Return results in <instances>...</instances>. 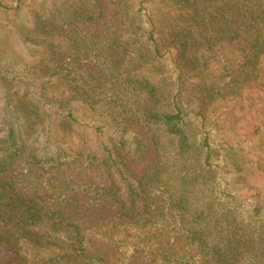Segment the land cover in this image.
<instances>
[{"label": "trees", "instance_id": "1", "mask_svg": "<svg viewBox=\"0 0 264 264\" xmlns=\"http://www.w3.org/2000/svg\"><path fill=\"white\" fill-rule=\"evenodd\" d=\"M27 1L40 0H11L10 5L0 0V13L17 12ZM160 3L178 8L181 15V22L167 15L169 46L163 49V28L157 26L162 16L139 5L126 12L128 28L132 26L129 16L146 20V27H137L127 38L135 41L139 36L142 41L133 44L130 51L102 47L99 59L101 42L74 25L78 19L94 22L100 17V12L87 7L60 20L54 17L56 12L39 17L34 38L41 47L39 65L1 74L0 80L7 82L9 89L16 88V93L14 97L6 94L7 110L4 117L0 114V264H123L89 252L79 221L69 218L64 210L44 203L38 194L30 196L14 190L4 174L15 170L16 162L36 176L52 174L51 186L65 189L70 186L63 175L66 169L104 166L111 177L106 196L118 218L140 228L157 223L175 226L195 249V254L186 255L163 248L154 258L159 259L157 264H264V202L260 193L244 196L231 189L226 160H218L219 149L211 144L203 114L195 113V119L189 120L175 92L163 94L156 81L132 72L135 64L148 59L159 61L166 52H170L168 58L181 63L189 47L198 44L209 48L222 39L244 43L248 50L245 58L255 63L257 55L264 53V0ZM60 31L64 32L63 40L75 47L67 54L72 61L93 62V83L80 75L79 81L67 78L64 91L70 93L58 94L52 89L56 67L68 69L67 64L55 62V39ZM63 73L68 75L69 71ZM177 73L174 79L171 70L170 76L159 81L170 80L178 90ZM102 85L108 86L109 95L101 97L96 91ZM133 117L144 121L149 130L164 126L177 146L174 153H160L155 166L141 176H128L115 155L125 133L121 125ZM54 122L57 127H53ZM88 135L98 140L95 149L90 148ZM104 136L111 137L110 146L104 143ZM67 139L76 144L67 146ZM36 180L29 177L32 183ZM87 191L98 194L99 190L91 186L82 189L83 193ZM31 246L48 253L34 261L27 258Z\"/></svg>", "mask_w": 264, "mask_h": 264}, {"label": "rangeland", "instance_id": "2", "mask_svg": "<svg viewBox=\"0 0 264 264\" xmlns=\"http://www.w3.org/2000/svg\"><path fill=\"white\" fill-rule=\"evenodd\" d=\"M3 1L12 4L11 0ZM138 1H27L17 12L0 13V76L10 70L17 72L31 68L33 64L39 65L41 47L34 39L38 35L35 24L39 17H47L55 12L58 14H54V17L59 20L77 10L85 11L87 7L89 11L100 12V17L94 22L80 19L74 22V25L84 29L83 34L101 42L99 59L102 56V47L106 49L114 46L116 50L126 48L130 51L133 44L142 41L139 36L135 41L127 38L137 27H146V20L129 16L132 26L128 28L129 14L126 12L139 5L156 10L158 17L162 16L157 24L163 28L160 40L165 43L161 47L163 49L169 46V19L166 17H181L178 8H166L160 0H142L141 4ZM177 22L181 20L178 18ZM63 33L60 31L55 39V62L67 64L68 69L56 67L57 71L52 80L54 93H70L64 91L66 87L63 82L67 78L79 81L80 75L88 83H93L90 75L93 62L87 59L72 61L67 54L75 47L71 42L63 40ZM247 52L244 43L222 39L209 48L198 44L196 47H189L181 63L168 58L170 52H166L167 56L161 57L159 61L151 62L148 59L135 64L132 72L136 77L144 75L150 81H156L163 94L175 92L178 104L187 113L189 120L195 119V113L203 114L211 132V144L219 149L217 158L220 161L226 160L229 170L227 179L231 180V189L244 196L258 192L264 202V53L258 54L257 61L251 63L245 58ZM65 70L69 71L68 75L63 73ZM171 70H174V79L178 76L177 72L180 74L178 90L174 89L176 87L170 80L159 81L170 76ZM108 90V86L102 85L96 91L103 97L109 95ZM125 90L132 93L128 87ZM15 91L16 88L9 89V84L0 80V114L3 117L7 110L4 102L6 94L14 97ZM136 104L137 102L132 103L134 109ZM6 113L8 117V112ZM54 123L53 127H57L58 123ZM121 126H125V133L121 135L122 144L116 147L115 155L122 161L128 176L146 174L155 166L160 153H174L177 150L175 137L164 126L158 127L156 131L153 128L149 130L138 117H133ZM110 139V136H104L103 139L108 146L111 144ZM88 140L90 148L95 149L98 140L90 135ZM65 143L71 147L76 141L72 143L67 139ZM16 165L15 170L12 168L4 174V179L12 184L14 190L30 196L38 194L42 196L44 203L61 208L69 218L78 220L84 231L88 251L101 254L108 262L157 264L159 259L156 261L154 258L163 248L178 254H195V249L186 235L175 229V226L166 227L157 223L156 226L140 228L132 222L118 218L106 196V191L111 186V177L104 166L82 168L75 165L66 169L63 175L70 186L65 189L51 186L49 178L52 174L39 173L36 176L18 162ZM29 177H36V182L29 181ZM88 186L93 190L98 189V194L89 191L83 193L82 189ZM27 249H30L27 258L34 261L48 253L45 250L38 251L32 246ZM33 255L37 256L34 258Z\"/></svg>", "mask_w": 264, "mask_h": 264}]
</instances>
